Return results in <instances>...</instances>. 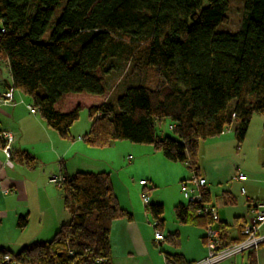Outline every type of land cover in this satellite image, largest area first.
<instances>
[{"label":"trees","instance_id":"obj_1","mask_svg":"<svg viewBox=\"0 0 264 264\" xmlns=\"http://www.w3.org/2000/svg\"><path fill=\"white\" fill-rule=\"evenodd\" d=\"M59 4L0 0V72L6 66L7 91L29 98L62 140H71L69 130L86 108L90 127L82 141L88 147L151 146L197 174L201 141L235 125L239 144L252 117H264V0H242L234 33L216 32L227 23L229 0ZM117 68L129 80L151 72L153 84L130 80L122 94L115 95V87L109 95L105 80ZM165 123L172 138L158 135ZM59 189L70 221L48 242L16 254L0 250V262L9 256L8 264H110V224L128 214L118 207L109 174L77 172ZM199 208L176 207L177 223L205 227L209 219L197 214ZM147 212L157 220L163 208L152 205ZM26 224L20 219L18 228ZM227 228H220L223 239Z\"/></svg>","mask_w":264,"mask_h":264},{"label":"crops","instance_id":"obj_2","mask_svg":"<svg viewBox=\"0 0 264 264\" xmlns=\"http://www.w3.org/2000/svg\"><path fill=\"white\" fill-rule=\"evenodd\" d=\"M9 83L0 79V95L7 92ZM14 97L24 98L13 92ZM24 102L21 105L14 99L13 106L0 103V132L13 138L9 155L0 148V188L6 191L0 192V250L16 254L32 243L50 241L70 216L64 210L60 189L49 179L54 174L65 178L84 172L109 174L118 207L128 214L110 224V264H190L206 256L205 227L180 225L174 216L176 207L186 206L178 186L188 180L184 164L167 161L151 146L128 142L95 150L82 141L89 129L76 138L72 126L71 140H62L38 116L28 113L24 106L31 105ZM234 128L232 125L231 131L201 141L197 152L196 175L206 181L205 204L216 208L219 229L228 227L225 239L221 233L223 243L240 239L250 216L249 201L264 205V117H252L239 144ZM21 154L31 160L29 165ZM99 154L109 155V160L97 159ZM128 169L130 178L124 174ZM238 172L246 176L245 182L235 179ZM140 182H145V187ZM142 192L148 196L147 206L140 200ZM152 205L170 212L169 221L162 214L157 220L152 218L157 227L150 226L147 207ZM20 219L27 222L24 229L18 228ZM157 228L161 242L154 240ZM258 233L264 234V224ZM222 264H264V245L255 253Z\"/></svg>","mask_w":264,"mask_h":264},{"label":"built area","instance_id":"obj_3","mask_svg":"<svg viewBox=\"0 0 264 264\" xmlns=\"http://www.w3.org/2000/svg\"><path fill=\"white\" fill-rule=\"evenodd\" d=\"M13 92V90H9L1 95L0 103L13 106ZM25 108L31 115H37L36 110L33 109L32 106L26 105ZM169 129H171V127H169ZM2 139L5 142V145L1 149L6 155H9L10 144L12 143L13 138L9 134L2 133ZM7 164L10 165L9 162H7ZM235 179L239 182H245L246 176L239 173L235 176ZM49 182L59 189L64 182V178L51 176ZM140 185L145 187L146 183L140 182ZM205 185L206 181L196 174H193L190 179L183 181L180 184V192L183 198L187 200L186 203L200 205L197 214L209 219V223L205 226L203 238L207 250L206 256L201 260L190 264H222L246 253H255L264 245V234L258 233L259 228L264 224V205L249 201L248 213L250 216L248 223L241 229L240 239L230 243H223L221 240V231L216 225L218 223L216 208L207 206L202 202ZM0 192L6 193V191L1 190V188ZM141 200L145 206L148 205V197L143 192L141 194ZM157 225L158 223L154 222L152 227L156 228ZM154 240L156 242L163 241V237L159 231L154 232ZM9 261V256H3L0 264H8Z\"/></svg>","mask_w":264,"mask_h":264},{"label":"rangeland","instance_id":"obj_4","mask_svg":"<svg viewBox=\"0 0 264 264\" xmlns=\"http://www.w3.org/2000/svg\"><path fill=\"white\" fill-rule=\"evenodd\" d=\"M65 1L66 0H60L59 6L63 7V5L65 4ZM241 3H242V0H229V9H228V12L226 13L227 18H228L227 23L224 25L218 26L216 29V32L234 33L238 30L240 13H241ZM126 72L127 71H125V70L117 68V69H115V71H112V73L107 77V79L105 80V83H106V88H107L109 95H110V93H112V91L115 89V87H116V90L114 91L115 95L122 94L124 92L125 87L132 86V82H129L130 80H133V84L136 82H139V81L141 83H143L144 85H150L151 86L153 84L151 72H148L145 75L142 74L139 78H135V79L130 78V80L125 79L126 78V74H125ZM7 74H8V70H7L6 66L2 65L1 66V72H0V79H2L3 81L6 79V81L8 82L9 80H8ZM14 93H15V96H16V94H21L20 92H18L16 90L14 91ZM23 97H24L23 101H25L24 103L31 105L30 99L25 97L24 95H23ZM14 99L19 104H21V105L23 104V101L17 100L16 97H14ZM1 105H3V104L1 103ZM36 116H38V115H36ZM89 127H90V122H89L88 117H87L86 108H82V110L79 113V119L73 124V127L71 129L72 135H74L76 138L78 136L80 137L81 135L83 136V134H85L87 132ZM227 130L231 131V128H229ZM157 132H158V135L160 137H170V138L173 137L171 131L168 129L167 123L163 124L162 126L157 127ZM94 149L95 150H102V149H96V148H94ZM109 157L110 156L106 155V154H99V155H97L96 158L97 159L101 158L103 160H104V158L105 159L107 158L109 160ZM126 166H129V165H126ZM50 167L51 166H48L47 172L50 169ZM54 168H55V166H54ZM182 169L184 170V172H186L188 179H190L192 177L193 173L191 171L188 172L186 170V168L183 166H182ZM136 172L138 173V171H136ZM139 173H141V172H139ZM239 173L240 172H238V174ZM124 174L125 175L128 174L127 178H130V176L132 175V171L130 169H128L125 171ZM54 175L58 176L57 174H54ZM136 182H137V180H135V185H136ZM180 184L181 183L178 184L179 189H180ZM53 186L56 188L55 185H53ZM180 195L182 197V200L186 203L187 200H185L183 198L181 193H180ZM140 198H141V196H140ZM141 202H142V200H141ZM169 214H170V212H168V211L163 212V217L166 219V221H169ZM148 217L151 221L150 222L151 226H153L155 221L152 219V217L150 215H148ZM157 231H159L158 228H157Z\"/></svg>","mask_w":264,"mask_h":264}]
</instances>
